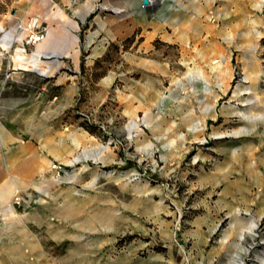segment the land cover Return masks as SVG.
<instances>
[{
  "label": "rangeland",
  "instance_id": "rangeland-1",
  "mask_svg": "<svg viewBox=\"0 0 264 264\" xmlns=\"http://www.w3.org/2000/svg\"><path fill=\"white\" fill-rule=\"evenodd\" d=\"M0 264H264V0H0Z\"/></svg>",
  "mask_w": 264,
  "mask_h": 264
},
{
  "label": "crops",
  "instance_id": "crops-1",
  "mask_svg": "<svg viewBox=\"0 0 264 264\" xmlns=\"http://www.w3.org/2000/svg\"><path fill=\"white\" fill-rule=\"evenodd\" d=\"M180 5L182 6L184 4H180ZM180 5L179 7H181ZM184 8H187V7L184 6ZM57 15L61 18L63 24L61 25L48 24V26L45 27L42 41H45V40L46 41L40 45V48L42 51L55 52V56H60V55L62 56L63 53H68L70 50L73 51V47L77 43V37L75 35V32L79 30L78 22L80 23V20L75 21L73 17L72 19L74 20L68 19L64 17L62 13L61 14L57 13ZM157 21H163V20H157ZM164 25H165L164 22H161V24L150 25L151 33L153 35L160 33L161 29L164 28ZM31 154L32 156H34L35 153L30 152L29 155ZM49 163H51V158L47 157L46 161L45 162L41 161L40 164L38 163L37 166L39 167L35 166L34 170L41 171L42 169L48 168ZM192 175H193L192 179L188 181L189 185H195L196 190H199V188L205 189L206 188V173L199 169L198 171H194ZM198 228L200 230H203L202 228H206L205 223L199 225Z\"/></svg>",
  "mask_w": 264,
  "mask_h": 264
},
{
  "label": "built area",
  "instance_id": "built-area-1",
  "mask_svg": "<svg viewBox=\"0 0 264 264\" xmlns=\"http://www.w3.org/2000/svg\"><path fill=\"white\" fill-rule=\"evenodd\" d=\"M40 36H37L35 34H32L29 36V41L31 42H35L37 40H39ZM29 202V198L28 197H24L18 193L14 194V196L12 197V204L14 205H22V204H27Z\"/></svg>",
  "mask_w": 264,
  "mask_h": 264
},
{
  "label": "water",
  "instance_id": "water-1",
  "mask_svg": "<svg viewBox=\"0 0 264 264\" xmlns=\"http://www.w3.org/2000/svg\"><path fill=\"white\" fill-rule=\"evenodd\" d=\"M141 3H142L143 5H146L148 2H147V0H141Z\"/></svg>",
  "mask_w": 264,
  "mask_h": 264
},
{
  "label": "bare ground",
  "instance_id": "bare-ground-1",
  "mask_svg": "<svg viewBox=\"0 0 264 264\" xmlns=\"http://www.w3.org/2000/svg\"><path fill=\"white\" fill-rule=\"evenodd\" d=\"M151 1H153V0H147V2H151ZM33 24H34V23H33ZM33 24H32V25H33ZM33 26H34V25H33ZM35 35H36V34H35Z\"/></svg>",
  "mask_w": 264,
  "mask_h": 264
}]
</instances>
